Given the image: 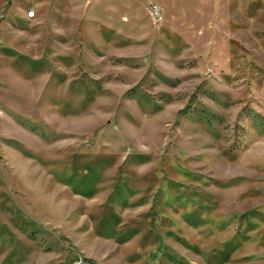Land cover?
<instances>
[{
    "label": "rangeland",
    "instance_id": "obj_1",
    "mask_svg": "<svg viewBox=\"0 0 264 264\" xmlns=\"http://www.w3.org/2000/svg\"><path fill=\"white\" fill-rule=\"evenodd\" d=\"M87 1L0 0V264H264V0Z\"/></svg>",
    "mask_w": 264,
    "mask_h": 264
},
{
    "label": "crops",
    "instance_id": "obj_2",
    "mask_svg": "<svg viewBox=\"0 0 264 264\" xmlns=\"http://www.w3.org/2000/svg\"><path fill=\"white\" fill-rule=\"evenodd\" d=\"M0 62H1V65H0V82H2V84L4 82H6L8 84V85H6V87H8V86L12 87L11 80L21 81V83L30 86V85H32L33 82L37 81L41 76H43L41 74L36 75V74H32L30 72L22 71L21 69L25 68V66L24 65L20 66L18 64H15V62H14V60H12V58H10L8 60L5 58H4V60H3V58H0ZM48 78H49V80H48L49 85L48 86L50 87L52 76L49 74ZM2 86H5V85H2Z\"/></svg>",
    "mask_w": 264,
    "mask_h": 264
},
{
    "label": "bare ground",
    "instance_id": "obj_3",
    "mask_svg": "<svg viewBox=\"0 0 264 264\" xmlns=\"http://www.w3.org/2000/svg\"><path fill=\"white\" fill-rule=\"evenodd\" d=\"M87 1V0H86ZM92 1V0H91ZM110 1V0H109ZM108 1V2H109ZM87 2H89V1H87ZM98 2V1H97ZM225 2V1H224ZM90 3V2H89ZM96 3V2H95ZM88 4V3H87ZM93 4V3H92ZM35 5H36V3H35ZM59 4L57 3V4H55V5H53V9H56L57 8V6H58ZM112 5V4H111ZM113 6V5H112ZM10 7V6H9ZM16 7V6H15ZM18 7V6H17ZM84 7V6H83ZM110 7V6H109ZM115 7V6H114ZM217 7V6H216ZM259 7L260 6H257L256 8H254V9H252V8H250L249 10H248V14L249 15H251V14H255V13H257L258 12V10H259ZM53 9H51L50 10V12H52V10ZM105 9H107V8H105ZM137 10H138V8H136ZM110 10H111V8H110ZM11 11H12V9H11ZM111 11H113V10H111ZM261 11V10H260ZM8 12V11H7ZM28 12L29 11H27L26 12V14H27V17L29 16L28 15ZM66 12V11H65ZM10 13V12H9ZM14 13V12H13ZM17 13V12H16ZM262 13H264V11H262ZM14 15H17V14H14ZM204 15V14H203ZM12 16V15H11ZM32 16H35V13L32 15ZM17 17H19V16H17ZM71 17V16H70ZM199 17H200V15H199ZM16 19V18H15ZM15 19H12V20H15ZM37 19V18H36ZM36 19H35V21H36ZM23 20V19H22ZM40 21V20H39ZM6 22H8V21H6ZM15 22V21H14ZM15 24V23H14ZM32 24V23H31ZM30 26V25H29ZM28 26V27H29ZM9 27V26H8ZM31 27V26H30ZM10 28V27H9ZM19 29V28H18ZM22 30V29H21ZM69 30L70 31H72V32H74V33H72V35H83V34H85V35H88V36H92L96 31L93 29V26L92 25H90V24H86V25H84V27H80L79 26V23L78 24H76V25H74V26H71V27H69V29H68V31L67 32H69ZM172 30V29H171ZM98 33V32H97ZM41 36V35H40ZM1 44V43H0ZM46 49V48H45ZM191 131V130H190ZM87 174H89V173H87ZM87 176V175H86ZM85 177V176H84ZM118 198H122V193H118V196H117Z\"/></svg>",
    "mask_w": 264,
    "mask_h": 264
},
{
    "label": "built area",
    "instance_id": "obj_4",
    "mask_svg": "<svg viewBox=\"0 0 264 264\" xmlns=\"http://www.w3.org/2000/svg\"><path fill=\"white\" fill-rule=\"evenodd\" d=\"M150 10L155 18H160L161 16V7L157 3H151L150 4ZM35 13L34 10H30L28 12L29 17H32V15Z\"/></svg>",
    "mask_w": 264,
    "mask_h": 264
}]
</instances>
